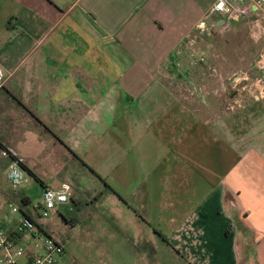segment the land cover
Instances as JSON below:
<instances>
[{
  "label": "crops",
  "instance_id": "obj_1",
  "mask_svg": "<svg viewBox=\"0 0 264 264\" xmlns=\"http://www.w3.org/2000/svg\"><path fill=\"white\" fill-rule=\"evenodd\" d=\"M217 1L0 0L4 86L116 197L144 199L135 219L111 203L107 223L137 231L149 264L162 261L156 237L186 264H264L263 76L231 80L210 64L231 44L220 37L249 29L264 36V11L231 21L212 12ZM21 32L30 39L26 55L13 40Z\"/></svg>",
  "mask_w": 264,
  "mask_h": 264
},
{
  "label": "rangeland",
  "instance_id": "obj_2",
  "mask_svg": "<svg viewBox=\"0 0 264 264\" xmlns=\"http://www.w3.org/2000/svg\"><path fill=\"white\" fill-rule=\"evenodd\" d=\"M6 16L0 9V37L3 36V33L8 32ZM247 31L245 35L240 33L238 38H231L230 40L221 37L220 40H217L216 38L221 46L225 45V42L222 43L221 40L231 42L228 49H222V52L217 49L211 56V68H216L217 74H224L231 80L240 72H248L253 77L258 76V71L253 68V62L256 58L258 59L264 49V36H262L260 29L255 30L258 33L255 36L250 29ZM19 34L13 40L21 42V53L26 55V52H29L30 39L24 37L23 32ZM228 35L233 36L232 34ZM235 41L238 44H235ZM225 54H228L230 59H221V56ZM251 61H253L252 64ZM228 104L229 108L237 109V106L231 101ZM38 118L41 120L40 117ZM0 141L7 148L14 150L23 163L44 184L53 188H57L63 183L69 184L72 188L71 200H76L81 211L78 213L79 222L72 225L64 223L59 215L48 219L42 218L39 211L33 210V206H37L42 201L41 183L25 171V182L19 188L13 189L9 181L6 180L8 161L3 157L0 150V228L5 234L12 227H15L23 217L22 212L17 214L12 212L11 205H14L21 211L29 212L33 220L52 237L54 242L64 246L65 254L60 264H149L139 255V246L142 247L145 240L136 237L137 231L125 230V226L119 222L116 223L121 229L116 228L114 231L115 227L111 228L107 223L111 203H117L121 206L120 209L127 212L129 218L135 219L133 212L141 211V207L145 205L144 199H138L133 195L129 196L126 201L122 198L123 202H128V206L132 208L128 210V207L112 192L108 191L103 194L104 196L101 195L106 190L104 184L74 159L67 146L51 137L45 128L25 111L7 112L1 102ZM185 188H188L187 181H185ZM21 192H24L31 199L30 208L15 199L14 195L18 193L22 195ZM170 195L174 194L165 193V197ZM175 197L169 199L174 205L177 202ZM182 198L181 204L187 207L191 198L188 199L187 193L183 194ZM94 202L95 206L93 205ZM178 202H180L179 197ZM72 209H74L73 203L69 202L67 206L62 207L61 212L65 216L71 213L69 217L74 218L72 213H75L76 210ZM100 223L103 228L100 227ZM231 226V230L237 235L239 224L234 218ZM142 232L155 237L153 231L145 226L142 227ZM164 234L167 235L166 231ZM156 239L159 248L163 250L162 261L159 264H186L184 261H179L167 239H164L163 242L159 237ZM32 244V249H35L36 243L33 242ZM231 244L232 250H234L232 253L236 255L235 250L238 247L236 236L232 238ZM22 246L25 247V244L22 243ZM27 255H29V251ZM27 255L20 258L19 264L27 261ZM235 264L237 263L235 262Z\"/></svg>",
  "mask_w": 264,
  "mask_h": 264
},
{
  "label": "built area",
  "instance_id": "obj_3",
  "mask_svg": "<svg viewBox=\"0 0 264 264\" xmlns=\"http://www.w3.org/2000/svg\"><path fill=\"white\" fill-rule=\"evenodd\" d=\"M259 11H264V0H218L212 9L213 13L223 14L231 21H239ZM199 61L205 63L206 59L200 58ZM256 67L263 76L259 83L264 87V49L257 59ZM5 82L6 72L0 63V90ZM2 155L10 160L6 174L7 180L13 189H17L26 180L22 167L23 161L14 150L9 148L2 150ZM71 191L72 188L67 183H63L59 189L46 188L42 193L41 203L34 208L44 219L57 216L62 211L61 207L69 204ZM11 207L14 214L20 212L18 207L14 205ZM33 242L36 243L35 249H32ZM26 248H28L27 251ZM28 251L31 253V258L23 264H58L65 254L64 247L40 232L34 220L22 217L16 224L12 235H6L0 230V264H19L20 258L26 256Z\"/></svg>",
  "mask_w": 264,
  "mask_h": 264
},
{
  "label": "trees",
  "instance_id": "obj_4",
  "mask_svg": "<svg viewBox=\"0 0 264 264\" xmlns=\"http://www.w3.org/2000/svg\"><path fill=\"white\" fill-rule=\"evenodd\" d=\"M0 102L2 103L3 108L7 111H25L28 115H30L34 120L38 121L47 131V133L57 139L61 144H63L64 146H66L64 144L63 141H61L60 137L53 133L48 127H46L44 125V123H42V121L33 113V111H31L27 105L15 94H13L9 89H7L5 86L0 90ZM7 147L3 145V143L0 141V150H4ZM71 153L73 154V157L76 161H78L85 169H87L91 174H93L94 176H96L105 186V191L103 193H101V195L106 194L108 191L112 192L113 194H116L117 196H119V194L107 183V181L101 177L91 166H89L81 157H79L77 154H75L73 151H71ZM6 159V158H5ZM8 161V164H10V160L6 159ZM22 167L24 169V171L27 172L28 175L34 177L37 179V181L39 183H41L42 188H44V183L41 182V180L36 176V174L29 169L24 163H22ZM46 189V188H45ZM44 189V190H45ZM43 190V191H44ZM43 193V192H42ZM16 200H19V202L21 204L26 205L28 208L31 207L32 202L31 199L29 197H24V195H19V193L17 195H14ZM120 197V196H119ZM121 200H123L121 198ZM72 203L74 206V209L72 210H76L75 213H72L75 217H69V215L71 213H69L68 215H63L62 213L59 214V216L62 218L63 222L66 224H70L72 225L73 223L77 224L79 222L78 219V213L81 212L80 209L78 208V203L76 202V200L72 199ZM33 210L38 211L37 209L34 208L33 206ZM22 215L24 218H27L28 220H33L32 216L30 214L27 213V211H21ZM37 224V223H36ZM37 228L39 229L40 232H42L47 238L52 239V237L46 232L44 231L39 224H37ZM247 264V263H246Z\"/></svg>",
  "mask_w": 264,
  "mask_h": 264
}]
</instances>
